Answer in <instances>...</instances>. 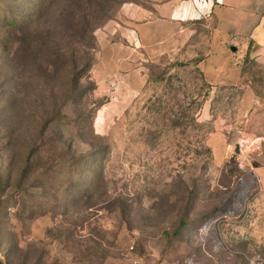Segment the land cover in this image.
Here are the masks:
<instances>
[{
  "label": "rangeland",
  "instance_id": "rangeland-1",
  "mask_svg": "<svg viewBox=\"0 0 264 264\" xmlns=\"http://www.w3.org/2000/svg\"><path fill=\"white\" fill-rule=\"evenodd\" d=\"M128 3L147 6L0 0L1 262L264 264V63L210 21L180 59L117 74L97 33ZM87 54L96 89L72 95Z\"/></svg>",
  "mask_w": 264,
  "mask_h": 264
},
{
  "label": "crops",
  "instance_id": "crops-1",
  "mask_svg": "<svg viewBox=\"0 0 264 264\" xmlns=\"http://www.w3.org/2000/svg\"><path fill=\"white\" fill-rule=\"evenodd\" d=\"M145 1L147 6L125 4L118 17L97 33L98 63L120 75L131 77L136 72L142 77L144 62L180 59L198 28L210 21L224 50L250 51L264 63V0Z\"/></svg>",
  "mask_w": 264,
  "mask_h": 264
},
{
  "label": "trees",
  "instance_id": "trees-1",
  "mask_svg": "<svg viewBox=\"0 0 264 264\" xmlns=\"http://www.w3.org/2000/svg\"><path fill=\"white\" fill-rule=\"evenodd\" d=\"M24 26V22H19V20L17 19H13L11 22L8 21L6 22L5 24V27H8V28H13L15 31L14 32H17L16 30H19L20 27ZM87 59V64H85V66L83 68H78L77 65H75L73 67V78L71 80V89H70V94L72 95H76L80 86L82 85V82L88 84L90 88H87L85 87V89H89V91H94L96 89V86L94 84H92L90 82L91 80V77H90V72H91V68H92V60H90V56L89 54L86 55ZM89 58V59H88ZM161 80H156V84H160ZM49 123V121H47L44 125V129L47 127V124ZM177 127H182L183 125L181 123H177L176 124ZM193 125L194 127H198V124L197 122L194 120L193 121ZM28 164L31 163V160L28 159ZM3 183V179L1 178L0 176V189H1V185ZM1 194V193H0ZM1 197V195H0ZM1 201V199H0ZM1 204V203H0ZM190 227L189 224H183L180 231L178 232V235L181 237V238H184V236L182 235V233L184 232V229L185 231ZM0 264H3L0 260Z\"/></svg>",
  "mask_w": 264,
  "mask_h": 264
},
{
  "label": "built area",
  "instance_id": "built-area-1",
  "mask_svg": "<svg viewBox=\"0 0 264 264\" xmlns=\"http://www.w3.org/2000/svg\"><path fill=\"white\" fill-rule=\"evenodd\" d=\"M236 146L239 150L240 155H243L245 152H248L249 149H259L260 141H249L247 138L242 137L239 139Z\"/></svg>",
  "mask_w": 264,
  "mask_h": 264
},
{
  "label": "water",
  "instance_id": "water-1",
  "mask_svg": "<svg viewBox=\"0 0 264 264\" xmlns=\"http://www.w3.org/2000/svg\"><path fill=\"white\" fill-rule=\"evenodd\" d=\"M231 51H232V52H236L237 50H236V48H232V49H231ZM236 149H237V151H236V152H237V153H239V150H238V148H236Z\"/></svg>",
  "mask_w": 264,
  "mask_h": 264
}]
</instances>
